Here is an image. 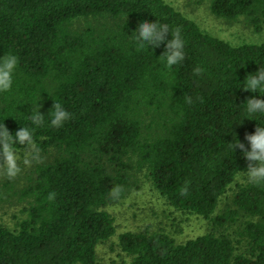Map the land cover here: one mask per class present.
Wrapping results in <instances>:
<instances>
[{"label": "trees", "instance_id": "1", "mask_svg": "<svg viewBox=\"0 0 264 264\" xmlns=\"http://www.w3.org/2000/svg\"><path fill=\"white\" fill-rule=\"evenodd\" d=\"M210 11L264 30V0H211ZM98 16L179 28L184 61L165 68L157 58L164 44L138 47L131 20L70 29ZM5 53L18 67L11 89L0 92V128H29L39 161L19 193L26 216L15 229L0 224V264H264V182L237 183L231 207L214 215L248 163L229 143L237 137L247 146L245 135L264 126V114L248 115L242 104L264 97L240 88L264 68V43L231 45L164 0H0ZM54 102L71 113L61 127L50 125ZM29 103L40 104V126L27 116ZM54 148L52 160L42 157ZM138 173L174 210L211 229L182 243L163 232L125 231L118 244L129 258L101 262L96 246L116 233L103 208L122 199ZM238 217L235 241L218 231Z\"/></svg>", "mask_w": 264, "mask_h": 264}, {"label": "rangeland", "instance_id": "2", "mask_svg": "<svg viewBox=\"0 0 264 264\" xmlns=\"http://www.w3.org/2000/svg\"><path fill=\"white\" fill-rule=\"evenodd\" d=\"M181 12L186 17L194 20L199 27L231 45L242 43H257L264 41V30L255 32L248 26L243 17L236 20H225L213 15L210 11L211 0H164ZM138 25V22L129 19ZM126 18H112L98 16L96 18H79L70 23V29H80L86 26L96 28L110 27L129 21ZM16 165L19 169L15 176L7 175V164L4 154L0 161V224L15 229L18 223L26 216L24 212L25 202L20 199V189L28 183V178L39 154L36 148L27 147L14 150ZM57 154V150L51 149L45 159H50ZM52 160V159H51ZM27 161V162H26ZM132 189L117 203H110L103 209L115 219L116 233L107 241L96 246V256L104 263L113 260L128 259L129 257L120 249L118 236L125 231L131 232H163L172 237L177 243L210 231L211 223L192 213L176 211L169 206L164 199L152 187L143 173L136 174ZM246 177L237 174L235 181L229 186L225 194L220 198L214 215H219L231 206L236 184L246 182ZM243 218L238 217L236 222L225 224L218 231L228 233L235 241L236 235ZM244 244V243H242Z\"/></svg>", "mask_w": 264, "mask_h": 264}, {"label": "clouds", "instance_id": "3", "mask_svg": "<svg viewBox=\"0 0 264 264\" xmlns=\"http://www.w3.org/2000/svg\"><path fill=\"white\" fill-rule=\"evenodd\" d=\"M132 33H135L133 39L138 47L142 48L147 45L150 49H153L159 47L162 43L164 44V51L157 58L161 60L165 68L171 69L172 66L184 61V41L179 28L175 31H170L166 23L158 22L157 20L150 21L144 18L138 23L136 30ZM169 33L171 34L170 39L167 38ZM257 43L259 45L264 43V41L258 40ZM17 67L18 57L15 54L5 53L0 56V92L11 89ZM200 71L201 69L198 67L194 69L197 75ZM240 88L264 97V68L259 66L254 73L246 75ZM189 103H191L190 99ZM242 104H246L245 111L248 115L264 114V99L262 98L251 96ZM31 106V114L27 116H29L33 124L40 126L43 123L42 117H44L39 111L40 104L37 106L31 104ZM50 115V125L52 127H61L65 121L71 118V113L58 102H54ZM240 123H242V119ZM244 139L247 142V146L235 137V140L229 143V148L233 152L239 149L243 158L248 162L246 169L240 170L239 175L246 177L250 183L260 184L264 182V126L257 125L254 133L246 134ZM11 144L27 145L35 148L32 131L29 128L20 127L14 134H10L5 125L0 128V146L5 149L4 157L9 177L15 176L19 170ZM113 191L118 194L119 189L117 188ZM182 194L184 193L182 192ZM53 198L54 194L49 193V199Z\"/></svg>", "mask_w": 264, "mask_h": 264}]
</instances>
